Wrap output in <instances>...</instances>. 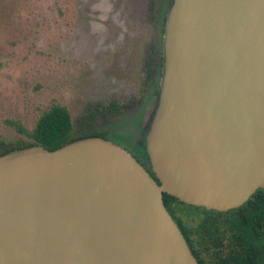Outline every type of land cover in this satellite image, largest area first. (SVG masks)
<instances>
[{
    "label": "water",
    "instance_id": "obj_1",
    "mask_svg": "<svg viewBox=\"0 0 264 264\" xmlns=\"http://www.w3.org/2000/svg\"><path fill=\"white\" fill-rule=\"evenodd\" d=\"M153 178L86 137L0 156V264H198L162 194L225 211L264 188V0H170Z\"/></svg>",
    "mask_w": 264,
    "mask_h": 264
},
{
    "label": "rangeland",
    "instance_id": "obj_2",
    "mask_svg": "<svg viewBox=\"0 0 264 264\" xmlns=\"http://www.w3.org/2000/svg\"><path fill=\"white\" fill-rule=\"evenodd\" d=\"M164 3L0 0V150L25 145L17 127L32 128L58 103L69 110L74 133L87 121L109 141L141 152L159 86L142 90L144 59L161 50Z\"/></svg>",
    "mask_w": 264,
    "mask_h": 264
},
{
    "label": "trees",
    "instance_id": "obj_3",
    "mask_svg": "<svg viewBox=\"0 0 264 264\" xmlns=\"http://www.w3.org/2000/svg\"><path fill=\"white\" fill-rule=\"evenodd\" d=\"M169 1L165 0L164 3L160 31L163 30ZM153 10H156L155 6ZM158 53L157 56L156 51L152 50L144 59V92L154 82L158 84L162 50ZM155 94L157 96V90ZM111 108H116V105L113 104ZM69 114V110L63 105L52 103L39 114L32 128L17 127L19 133L25 135L29 141L25 145L1 149L0 156L32 146L55 150L86 137L108 140L105 133L89 129L87 121L74 133ZM147 133L146 131L141 151L143 159L136 156L134 158L142 166H147L151 176L155 178L145 149ZM162 200L198 264H264V188L256 189L240 206L225 211L186 204L167 193L162 194Z\"/></svg>",
    "mask_w": 264,
    "mask_h": 264
},
{
    "label": "flooded vegetation",
    "instance_id": "obj_4",
    "mask_svg": "<svg viewBox=\"0 0 264 264\" xmlns=\"http://www.w3.org/2000/svg\"><path fill=\"white\" fill-rule=\"evenodd\" d=\"M155 111V110H154ZM148 129V128H147ZM148 131V130H147ZM139 145H142V144H139ZM142 147V146H140ZM142 151V150H141ZM130 153L133 155V156H136V158L138 157L139 159H143L142 158V152H139L137 149H133V151H130ZM143 168L150 174L147 166H143ZM151 175V174H150Z\"/></svg>",
    "mask_w": 264,
    "mask_h": 264
}]
</instances>
